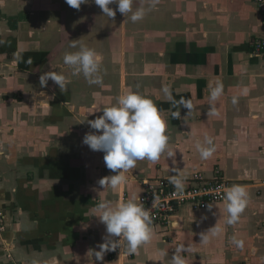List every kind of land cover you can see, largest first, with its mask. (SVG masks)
<instances>
[{
    "label": "crops",
    "instance_id": "1",
    "mask_svg": "<svg viewBox=\"0 0 264 264\" xmlns=\"http://www.w3.org/2000/svg\"><path fill=\"white\" fill-rule=\"evenodd\" d=\"M141 6L150 10L133 23L119 11L104 16L94 2L77 10L65 0H0V264H89L87 252L98 251L106 236L98 218L84 216L93 204L140 195L143 179L180 171L187 184L194 172L212 179L218 168L229 186L249 194L241 221L224 226L222 239L204 244L200 236L218 222V208L184 205L171 224L152 225L155 239L137 253L107 252L95 264H171L179 245L192 249L187 264H264V56L253 53L254 41L264 38V14L256 0H158L154 8L135 0L134 8ZM80 46L102 57V85H89L63 63ZM46 71L68 78L64 92L51 80L40 86ZM216 80L224 95L219 116L209 119L208 85ZM164 85L177 101L191 99L193 110L165 102ZM125 91L157 102L176 162L166 155L155 165L138 161L113 191L98 184L115 174L104 153L83 138L96 132L87 121ZM177 110L181 118L173 119ZM205 134L216 145L208 160L195 148ZM233 235L245 241L243 249L230 243Z\"/></svg>",
    "mask_w": 264,
    "mask_h": 264
},
{
    "label": "clouds",
    "instance_id": "2",
    "mask_svg": "<svg viewBox=\"0 0 264 264\" xmlns=\"http://www.w3.org/2000/svg\"><path fill=\"white\" fill-rule=\"evenodd\" d=\"M65 2L77 10L83 4L94 2L102 10L104 16L113 19L119 11L127 19L130 18L133 23L142 21L146 12L150 10L143 6L134 8L135 0H65ZM157 3L158 0H151V8H154ZM113 4L118 6L117 9L110 7ZM129 13H131L130 17ZM70 47L77 48L78 46L72 43ZM101 61L102 57L94 49L86 46H80L74 52H66L63 56V63L72 69V74H82L89 85H102L103 80L99 75ZM49 80L53 81L62 92L66 90L69 83L64 74L46 71L40 76V86L47 87ZM208 89L209 110L207 115L211 119L219 116L217 101L224 95V85L220 80L214 83L210 81ZM161 91L165 102L173 107L188 109V113L193 110L194 105L191 99L181 97L177 101L173 91L167 85H164ZM232 103L237 104L238 97L234 96ZM102 111V116L87 121L96 132L86 133L83 144L93 151H102L105 166L115 173L98 181L103 189L111 188L113 191H119L128 181L127 173L136 167L138 161L146 160L150 165H155L159 163L162 156L166 155L168 159L172 158L173 163L176 162L177 149L174 150L169 146L168 122L161 108L152 98L139 92L125 91L118 96L114 105L106 106L102 108ZM171 115L173 119L181 118V112L178 110L172 111ZM101 132L102 134H97ZM195 148L202 160H208L216 151L214 138L205 134L202 141H196ZM175 173L169 176L168 182L174 187L176 194L182 195L186 178L180 171ZM248 202L249 194L245 186L233 184L224 187L222 207L213 203L207 205L209 212H212L213 208L219 209L218 213L213 212V215H219V220L214 227L200 233L201 243L207 244L211 240L222 239L224 226L237 225L241 221L242 213ZM84 216L98 218L100 223L106 227L104 243L98 245L99 250L89 249L86 254L89 257V264L103 261L107 252H115L118 248L122 250V255L125 252L137 253L141 246L151 243L156 237L150 210L145 208L139 195L133 194L115 203L100 200L89 207ZM178 226V223L172 224L173 228ZM230 243L239 249L245 247V241L238 239L235 235L232 236ZM191 250L190 246H177L171 258V264H187L184 254ZM161 255H165V252L162 251ZM93 256L95 260L91 259ZM47 264H55L54 259L49 260Z\"/></svg>",
    "mask_w": 264,
    "mask_h": 264
},
{
    "label": "built area",
    "instance_id": "3",
    "mask_svg": "<svg viewBox=\"0 0 264 264\" xmlns=\"http://www.w3.org/2000/svg\"><path fill=\"white\" fill-rule=\"evenodd\" d=\"M259 9L264 14V0H256ZM253 53L264 56V38L253 43ZM141 202L150 210L152 225L166 226L173 222L178 210L184 205L194 209H207L209 203L222 201L223 188L229 186L228 180L222 175L221 170H216L214 178H207L202 171L193 173L191 181L185 185L182 195L176 194L168 178L141 180ZM154 205V206H153ZM0 209V231L3 229L2 213ZM118 248L111 254H118Z\"/></svg>",
    "mask_w": 264,
    "mask_h": 264
},
{
    "label": "rangeland",
    "instance_id": "4",
    "mask_svg": "<svg viewBox=\"0 0 264 264\" xmlns=\"http://www.w3.org/2000/svg\"><path fill=\"white\" fill-rule=\"evenodd\" d=\"M213 260V259H212Z\"/></svg>",
    "mask_w": 264,
    "mask_h": 264
}]
</instances>
